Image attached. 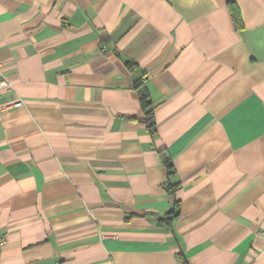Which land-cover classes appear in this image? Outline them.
Masks as SVG:
<instances>
[{
  "label": "crops",
  "instance_id": "1",
  "mask_svg": "<svg viewBox=\"0 0 264 264\" xmlns=\"http://www.w3.org/2000/svg\"><path fill=\"white\" fill-rule=\"evenodd\" d=\"M0 80V264H264V0H0Z\"/></svg>",
  "mask_w": 264,
  "mask_h": 264
},
{
  "label": "trees",
  "instance_id": "2",
  "mask_svg": "<svg viewBox=\"0 0 264 264\" xmlns=\"http://www.w3.org/2000/svg\"><path fill=\"white\" fill-rule=\"evenodd\" d=\"M231 8V3H229ZM236 11L232 8V16L234 17L235 21L238 20V17L235 13ZM129 66L132 65V63H127ZM133 89L136 91L138 95V99L140 101V106L142 110L145 113L146 121H147V127L151 131H154V122L152 121V104L150 100V96L148 94V91L144 85V77L141 76L139 79L134 80L133 82ZM164 163L166 165L168 174L173 173V166L172 163L168 159H164Z\"/></svg>",
  "mask_w": 264,
  "mask_h": 264
},
{
  "label": "built area",
  "instance_id": "3",
  "mask_svg": "<svg viewBox=\"0 0 264 264\" xmlns=\"http://www.w3.org/2000/svg\"><path fill=\"white\" fill-rule=\"evenodd\" d=\"M8 86L7 83H5L4 81L0 80V90L4 87ZM21 105L20 101L11 103V104H7V105H3L0 106V110H5V109H9L12 107H19ZM262 237L264 238V231L261 232ZM4 238L0 237V245L3 243Z\"/></svg>",
  "mask_w": 264,
  "mask_h": 264
}]
</instances>
